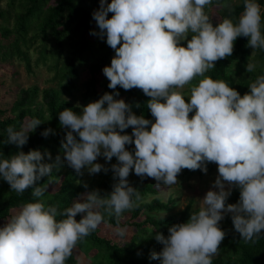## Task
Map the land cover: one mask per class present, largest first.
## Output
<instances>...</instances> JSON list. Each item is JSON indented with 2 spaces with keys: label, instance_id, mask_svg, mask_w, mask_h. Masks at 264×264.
<instances>
[{
  "label": "clouds",
  "instance_id": "clouds-1",
  "mask_svg": "<svg viewBox=\"0 0 264 264\" xmlns=\"http://www.w3.org/2000/svg\"><path fill=\"white\" fill-rule=\"evenodd\" d=\"M212 2L99 0L92 13L99 32L90 34L106 37L115 52L110 66L102 69L108 88L142 90L150 98L147 108L154 121L135 115L123 99L107 92L83 107L77 105L80 114L70 108L61 110L60 125L69 129L61 143L67 165L78 174L85 168L94 174L108 170L95 163L97 157L106 161L116 157L118 163L111 170L118 183L106 196L93 190L82 197L83 202L73 201L63 210L42 201L22 204L0 227V264H65L78 243L104 221L105 213L115 216L119 225L123 213L138 207L141 196L128 183L130 171L153 178L157 187L173 186L182 169L206 173V162L218 166L212 185L218 191L208 190L198 210L187 222L170 226L167 236L157 232L155 239L163 247L150 258L160 264H212L225 237L219 227L224 213H231L234 229L245 243L260 238L264 231V74L241 96L226 81L205 73L214 69V62L232 55L238 37H247L253 50H264L261 6L257 0H243L238 20L226 17L214 27L205 12ZM185 40L187 46H181ZM255 68L253 63L246 65L248 73ZM189 85L186 102L181 90ZM41 123L33 118L20 131L9 126L6 143L22 147L28 133ZM129 127L131 135L121 134ZM129 144H134V153L126 150ZM45 156L51 159L50 153L30 150L0 159V177L18 194L31 187L33 197H42L46 186L34 185L51 176L56 166L44 163ZM59 161L57 156V165ZM233 185L239 188V201L226 205ZM77 214H83L79 222ZM58 215L66 218L57 221ZM115 232L125 235L119 226Z\"/></svg>",
  "mask_w": 264,
  "mask_h": 264
},
{
  "label": "trees",
  "instance_id": "trees-1",
  "mask_svg": "<svg viewBox=\"0 0 264 264\" xmlns=\"http://www.w3.org/2000/svg\"><path fill=\"white\" fill-rule=\"evenodd\" d=\"M110 2L111 0H106V3ZM257 3L261 6V32L264 34V0H257ZM222 4H227L228 7H221ZM98 8L99 0H6L5 7L0 5V69L13 66L12 60L16 57L24 61L27 71L31 72L28 51L34 48L38 53L37 64L47 65L56 82L54 87L42 90L35 86L17 88L0 98V159H8L19 151L27 153L30 150H39L42 154L47 152L51 155V159L44 157V163L56 165L51 176H44L35 183L34 186H46V192L39 198L32 196L31 187L22 194L16 193L0 177V227L24 203L42 201L45 206L53 205L63 210L70 207L73 201L83 202L82 197L92 191L94 183L83 184L77 181L74 171L64 168L61 147L69 129L60 125L58 113L64 108H70L80 114V108L64 97V94L68 95L77 88L76 81L79 76L82 77L79 85L82 101L94 102L107 92L113 94L114 99H123L135 115L154 121L147 108L150 98L142 90H124L119 86L115 90L108 88L109 81L103 75L102 69L110 66L115 52L107 45L106 37L90 34L93 31L99 32L92 16ZM242 11L243 0H213L212 4L205 7L214 27L226 17L235 22ZM108 15L110 18L112 14ZM188 38L191 39V35ZM181 46L187 45L182 41ZM214 63V69L205 75L226 81L243 96L250 91L248 85L254 82L257 76L264 74V50H253L248 45V38L241 36L234 41L232 55ZM248 63L256 65L255 71H246ZM199 79L200 77L197 78ZM189 87L190 85L188 89ZM115 93L119 95L116 96ZM185 100L187 102V98ZM33 118L40 119L42 123L28 133L25 145L18 148L15 144L6 143V129L9 126L20 131ZM46 129L51 131L45 137L42 133ZM131 133L132 128L129 127L121 134ZM125 147L134 153V144ZM57 156L60 157L58 165ZM116 163L117 159L113 157L112 163L106 166L108 170H103L98 175L96 190L101 196L109 194L113 185L118 183V178L111 170V165ZM205 166L207 173L214 170L212 162H206ZM185 171L205 173L199 169ZM148 178L135 175L133 179H127L129 185L140 193L138 207L123 213L119 217V225L115 216L109 217L105 213L104 221L78 243L65 264H160L159 260L150 258L152 252H160L163 247L155 239L156 233L167 236L170 226L187 222L190 214L196 210H192L191 205H188L166 218L156 219L151 213L167 212L171 200L166 203L157 197L146 200L156 193L155 184L148 182ZM239 197V188L233 185L225 201L226 205L237 203ZM82 215H76L77 222ZM64 218L66 216L56 217L57 221ZM117 226L125 230L123 237L116 234ZM219 227L225 232V237L219 245V255L213 258L212 264H264V231L255 242L245 243L235 231L231 216H226ZM152 228L153 231L149 233Z\"/></svg>",
  "mask_w": 264,
  "mask_h": 264
},
{
  "label": "rangeland",
  "instance_id": "rangeland-1",
  "mask_svg": "<svg viewBox=\"0 0 264 264\" xmlns=\"http://www.w3.org/2000/svg\"><path fill=\"white\" fill-rule=\"evenodd\" d=\"M1 7H5L6 0H2L0 2ZM189 39V38H188ZM184 44L187 45V41H183ZM28 57L30 61L31 66V72L27 71L25 67V63L22 60H19L18 58H14L12 60L13 66L11 67H2L0 69V98L3 97L5 93L8 91L10 92L13 90H16L17 88H29L32 86L38 87L39 90L48 88V87H54L56 85V82L53 80V74L49 71L47 65H43L42 63L37 64V57L38 53L34 50V48H31L28 51ZM82 67L79 68V74L81 75ZM8 72V73H6ZM10 72V74H9ZM16 72V74H15ZM15 76H12L14 75ZM82 82V77L79 76V79L76 81L77 88L75 90H72V92L68 95L64 94L65 98L73 105L77 106L80 105L81 107L87 105L89 102H84L81 100L80 97V83ZM188 86H186L183 91L185 94V99L187 98L188 94ZM38 100H40V97H38ZM81 107L80 112H81ZM113 158L111 161H106L103 156L97 157V160L95 163H99L106 168V166L110 163H112ZM65 162V161H63ZM64 168L66 170H72L71 167L67 165L65 162ZM103 171V169L101 170ZM100 171V172H101ZM75 172V171H74ZM99 173L89 174L88 170L82 169L81 173H76L77 175V181H81L83 184H89L94 183L93 190H96V185L98 183V175ZM218 176V166L214 163V170L211 173H187L185 169H182L181 172L177 176V183L173 186H165L163 183L160 184L159 187H157V182L153 178H148V182L155 184L154 188L156 190L155 194H151L148 199L150 200L153 197H157L161 200V202H168L171 200V205L169 206V209L163 216V213H151L156 219L159 218H166L169 215L174 214L175 212H178L180 210H183L188 205H191L192 210H198V207L200 205V201L205 196L206 192L208 190L218 191V189H215L212 187L215 179ZM135 177L134 172L130 171L129 176L127 179H133ZM233 189V186L230 187V191ZM225 190H229V186L225 183ZM226 216H231V213H224V218ZM224 218L219 222V224H222L224 222ZM219 255V254H218ZM217 255V256H218ZM216 256V257H217Z\"/></svg>",
  "mask_w": 264,
  "mask_h": 264
}]
</instances>
